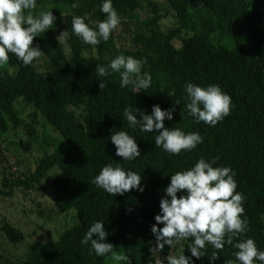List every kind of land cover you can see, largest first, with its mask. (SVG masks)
Wrapping results in <instances>:
<instances>
[{
    "label": "trees",
    "instance_id": "1",
    "mask_svg": "<svg viewBox=\"0 0 264 264\" xmlns=\"http://www.w3.org/2000/svg\"><path fill=\"white\" fill-rule=\"evenodd\" d=\"M62 1L69 5L73 2ZM164 1L176 14L177 25L164 30L150 28L149 36L142 37L143 46L137 49L117 48L113 33L108 41L94 47L84 44L71 32V17L86 15L85 22L95 28L91 22L98 24L106 14L100 12L102 0H76L79 7L59 18L61 29L69 30L66 42L58 44L51 36L39 40L46 57L45 70L39 71L33 64L25 66L11 53L7 64L0 66V136L23 125L17 109V102L23 100L39 111L67 143L45 155L36 171L19 179L17 185L29 187L58 170L54 204L60 213L76 210L78 219V225L64 231L56 242L31 245L26 258L15 264H106L105 258L90 253V243L81 244L95 220L104 222L106 242L115 249L123 246L132 264H155L158 258L151 249L156 239L151 227L160 213L163 190L170 174L193 166L201 157L216 158L214 167L235 171L236 191L245 197L244 215L248 218L244 238H252L264 250V0ZM113 7L121 20H133L136 12L145 9V0H113ZM160 19L153 18V24ZM223 39L232 47L221 44ZM175 41L181 46L176 47ZM121 53L146 59L144 70L152 75L149 89H122L117 73L104 77L106 87H99L96 65H107ZM188 82L218 84L231 97L229 115L214 127L196 123L184 107L183 85ZM176 100L180 105H175L173 119H165L164 124L185 132L198 131L203 136V142L191 152L167 153L154 144L158 133L129 129L122 118L125 106L151 114L153 105L168 109ZM122 128L139 146L141 156L134 161L125 162L115 155L110 136ZM107 163L140 174L143 191L132 189L111 196L92 184ZM4 231L13 243L22 240L20 232L11 226ZM188 243L184 244L186 256L191 255ZM172 249L165 245L159 252L166 257ZM212 251L206 245V255L193 257L194 264H224L234 259L230 245L216 250L217 259L210 262Z\"/></svg>",
    "mask_w": 264,
    "mask_h": 264
},
{
    "label": "clouds",
    "instance_id": "2",
    "mask_svg": "<svg viewBox=\"0 0 264 264\" xmlns=\"http://www.w3.org/2000/svg\"><path fill=\"white\" fill-rule=\"evenodd\" d=\"M70 7L75 9L79 4L73 0ZM100 12L106 14V18L95 28L85 22L86 15L71 17V32L84 44L94 47L101 41H108L121 22L122 17L113 7V0H102ZM55 21L51 9L41 8L37 0H0V66L7 64L9 53L25 66L41 57L43 52L38 45L33 46V39L53 28ZM68 38L69 30L61 31L56 37L58 44L65 43ZM146 63V59L121 53L107 65L97 64L95 72L99 87H106L104 77L117 73L122 89L127 87L132 92L149 89L152 75L144 70ZM183 89L186 93L184 107L196 123L203 122L214 127L229 115L233 106L231 97L218 84L200 86L188 82ZM175 105H180V100H176L173 107L168 109L155 104L151 114L135 106H125L122 118L129 129L158 133L154 144L167 153L191 152L203 142V136L198 131L185 132L180 128L165 127V119H173ZM110 140L115 147V155L125 162L141 156L136 140L123 128L113 132ZM216 163V158L207 160L201 157L193 166L170 174V182L163 190L165 196L160 200V213L154 217L156 223L151 227L156 239L151 251L155 254L162 251L165 245L170 249L176 245L183 248V242L190 241L187 248L191 255L184 254L185 248L178 249L177 254H168L164 258L166 264H194L193 257L200 259L206 255V245L214 249L208 256L209 261H215L218 255L216 250L223 249L225 244L234 249V259L226 260L224 264H264V250L259 249L252 238H244V233L248 231V218L244 215L245 197L236 191V173L229 167H214ZM141 180L137 172L122 168L119 164L107 163L91 183L115 196L132 189L143 191ZM161 224L163 227L158 226ZM107 236L104 222L95 220L82 237L81 244L90 243V253L94 251L97 257L108 258L113 264H132L123 248L116 251L112 243L106 242ZM155 264H161V261L156 260Z\"/></svg>",
    "mask_w": 264,
    "mask_h": 264
},
{
    "label": "rangeland",
    "instance_id": "3",
    "mask_svg": "<svg viewBox=\"0 0 264 264\" xmlns=\"http://www.w3.org/2000/svg\"><path fill=\"white\" fill-rule=\"evenodd\" d=\"M43 9H51L56 17L53 28L46 30L40 36L34 37L33 46L39 45L44 36L56 38L61 31L60 16L73 13L74 9L62 0H41L38 4ZM63 15H62V14ZM35 15V10L33 11ZM160 16L157 24L153 18ZM96 22L91 25L96 26ZM177 25V17L164 0H145V9L136 12L133 20H121L114 30V41L119 49L134 50L143 46L142 37L149 36V29L158 27L162 30ZM139 35L138 39L134 38ZM175 46L181 43L175 41ZM221 44L232 47L228 40ZM42 51V50H41ZM39 71L46 69V57H41L32 63ZM163 81L162 78L159 79ZM17 109L23 125L17 129L11 128L0 136V264H15L24 260L29 248L34 244L56 242L62 233L78 225L76 210L60 213L54 204L57 188L54 178L58 170H52L39 183L29 187L17 185L19 179H24L34 173L40 160L47 154L65 147L67 143L53 126L32 105H26L23 100L17 102ZM9 225L20 232L22 240L13 243L7 237L4 228ZM185 242H183L184 248ZM123 246L116 248L119 251ZM181 245L173 247L169 254H177L183 250ZM161 264H166L160 252L155 253ZM106 264L113 262L105 258Z\"/></svg>",
    "mask_w": 264,
    "mask_h": 264
}]
</instances>
